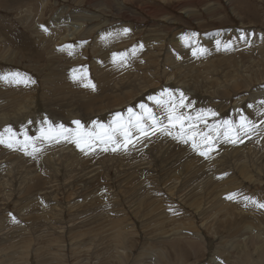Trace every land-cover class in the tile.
Listing matches in <instances>:
<instances>
[{
	"label": "rangeland",
	"instance_id": "rangeland-1",
	"mask_svg": "<svg viewBox=\"0 0 264 264\" xmlns=\"http://www.w3.org/2000/svg\"><path fill=\"white\" fill-rule=\"evenodd\" d=\"M118 1L0 0V73L36 81L0 83V131L35 135L45 117L90 128L140 102L161 113L147 98L163 89L217 121L244 108L259 124L246 105L264 99V0ZM240 30L255 33L250 46L216 50ZM191 33L207 55H192ZM124 52L127 66H115ZM73 69H87L95 90ZM242 139L210 159L160 135L127 154L61 141L33 159L0 146V264H264V209L225 198L264 202V124Z\"/></svg>",
	"mask_w": 264,
	"mask_h": 264
},
{
	"label": "snow or ice",
	"instance_id": "snow-or-ice-1",
	"mask_svg": "<svg viewBox=\"0 0 264 264\" xmlns=\"http://www.w3.org/2000/svg\"><path fill=\"white\" fill-rule=\"evenodd\" d=\"M47 31V29H44ZM121 32L127 35L129 28H122ZM254 32L240 30L235 41L229 39L215 41L217 51H232L237 43L251 44ZM109 33L102 39L111 38ZM198 34L191 33L184 35L182 40L187 47L192 48L194 57L205 56L208 50L199 45ZM264 39V36L261 37ZM72 48L73 46H66ZM142 49V45L139 46ZM63 50V49H62ZM71 55L72 53L69 52ZM136 49L132 50V55ZM129 53H113L112 62L117 67L127 66ZM70 78L73 82H79L81 86L95 90V84L90 80L87 69H73ZM0 83L29 88L36 81L27 73L12 71L0 73ZM264 88V86H261ZM147 100L162 110L157 113L149 103L140 102L135 107H129L126 112L113 114L107 123L92 121L91 127L86 128L80 120L71 123L74 128L66 127L64 124H56L47 117L40 121L37 134L30 135L27 128L19 131L11 126L0 131V146L11 151H21L33 159L43 151L46 144L60 143L61 141L73 143L82 153L95 152L97 148L103 152H123L125 154L137 148L144 140L152 136H169L178 143L190 145L191 149L205 159H210L211 154L217 150L220 142L237 144L243 142V137H250L258 130L260 124H264V99H260L246 105V109L252 110V115L259 117V124L244 108L236 109L239 113L238 119H221L217 121L218 112L213 109L195 108L183 92L163 89L157 95H150ZM138 109V110H137ZM209 121H212L211 123ZM30 125L33 121L28 122ZM230 201H237L242 198L244 205L254 206L257 209H264V202L253 197L240 193H231L225 197Z\"/></svg>",
	"mask_w": 264,
	"mask_h": 264
},
{
	"label": "bare ground",
	"instance_id": "bare-ground-1",
	"mask_svg": "<svg viewBox=\"0 0 264 264\" xmlns=\"http://www.w3.org/2000/svg\"><path fill=\"white\" fill-rule=\"evenodd\" d=\"M164 1V0H162ZM118 5L122 6V1H118L116 0ZM44 5V4H43ZM79 33V32H78ZM95 168H93L92 166H88L87 168H85L83 171H81L78 175H77V179L80 181H85L87 180V178H90L89 176L91 175V173L95 172ZM85 171V172H84ZM219 171V170H218ZM84 172V174H82Z\"/></svg>",
	"mask_w": 264,
	"mask_h": 264
}]
</instances>
